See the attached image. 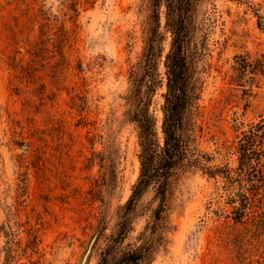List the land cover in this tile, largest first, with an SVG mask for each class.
Masks as SVG:
<instances>
[{
	"label": "rangeland",
	"instance_id": "1",
	"mask_svg": "<svg viewBox=\"0 0 264 264\" xmlns=\"http://www.w3.org/2000/svg\"><path fill=\"white\" fill-rule=\"evenodd\" d=\"M152 15V0H0V264H113L140 246L143 264H264V185L237 152L264 116V74L233 82L237 56L264 61V0H202L204 85L188 114L200 164L173 176L160 220L147 188L116 242L141 174ZM170 48L166 34L149 109L161 144Z\"/></svg>",
	"mask_w": 264,
	"mask_h": 264
},
{
	"label": "trees",
	"instance_id": "2",
	"mask_svg": "<svg viewBox=\"0 0 264 264\" xmlns=\"http://www.w3.org/2000/svg\"><path fill=\"white\" fill-rule=\"evenodd\" d=\"M201 2L202 0H152V28L145 49L142 68L144 72L138 80L139 90L135 96L137 102L133 115L141 130V174L126 207L120 225L121 232L117 238L119 240L116 242L124 240L129 233L130 214L147 188L156 189L161 198V207L156 212V220H160L173 176L179 171H186L200 164V158L192 146L193 137L190 133L188 114L196 107L204 85L198 72L205 48V43L197 39ZM258 27L264 31L263 17H259ZM166 34L171 35V48L165 58L166 93L162 106L161 144L157 121L149 109L156 86L163 82L157 74V66L159 58L162 57ZM236 59L239 67L234 68L236 75L233 82L239 86H244L242 83L251 78V73L264 74V61H259L254 66L248 58L237 56ZM238 144L239 169L251 182L256 181L264 185V116L242 134ZM204 169L211 176L219 173L230 174L228 169ZM253 187L260 189L257 185ZM245 202L247 207L251 202L250 197L245 196ZM149 254L150 249L146 246L130 248L113 264H143ZM107 259L108 254L101 264H108Z\"/></svg>",
	"mask_w": 264,
	"mask_h": 264
}]
</instances>
